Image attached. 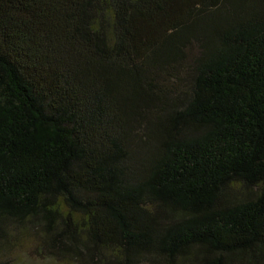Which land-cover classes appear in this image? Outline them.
Here are the masks:
<instances>
[{"label": "trees", "instance_id": "obj_1", "mask_svg": "<svg viewBox=\"0 0 264 264\" xmlns=\"http://www.w3.org/2000/svg\"><path fill=\"white\" fill-rule=\"evenodd\" d=\"M42 263L264 264V0H0V264Z\"/></svg>", "mask_w": 264, "mask_h": 264}, {"label": "rangeland", "instance_id": "obj_2", "mask_svg": "<svg viewBox=\"0 0 264 264\" xmlns=\"http://www.w3.org/2000/svg\"><path fill=\"white\" fill-rule=\"evenodd\" d=\"M32 244L33 243L31 242V240L24 242L23 247L21 246L18 250L20 257H23L22 253H25V251H24L25 249H31L33 247ZM27 263H28V261H27ZM42 264H44V263H42Z\"/></svg>", "mask_w": 264, "mask_h": 264}]
</instances>
